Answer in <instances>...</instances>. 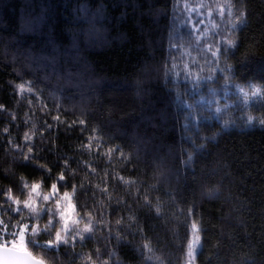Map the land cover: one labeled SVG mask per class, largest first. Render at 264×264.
<instances>
[{"label":"trees","instance_id":"16d2710c","mask_svg":"<svg viewBox=\"0 0 264 264\" xmlns=\"http://www.w3.org/2000/svg\"><path fill=\"white\" fill-rule=\"evenodd\" d=\"M0 106V215L54 182L91 213L45 264H264V0H0Z\"/></svg>","mask_w":264,"mask_h":264},{"label":"snow or ice","instance_id":"6c2138e0","mask_svg":"<svg viewBox=\"0 0 264 264\" xmlns=\"http://www.w3.org/2000/svg\"><path fill=\"white\" fill-rule=\"evenodd\" d=\"M239 7L243 8L244 4L240 3ZM243 15L244 13L241 12L240 16L243 17ZM234 46L239 50L240 45L238 42ZM212 55L217 57L218 53L213 52ZM219 55H223L225 58L224 67L214 69V71L227 73L224 76L225 81L238 76L242 78V71L247 69L246 65L252 60L251 56L241 57L229 52L227 48L220 50ZM251 79L249 77L245 82ZM17 87L23 88V85H18ZM53 120L59 123V117H53ZM79 123L84 125L85 120L81 119ZM261 124H264V120L261 121ZM47 127L51 129L52 125L49 124ZM69 127H72V125H69ZM35 151V145L32 144L28 147L27 154L21 152L20 155L23 156V161L28 162L29 160L35 159L32 155ZM127 159L128 163H132L133 158L131 155ZM189 161H192L191 156L188 157V161H185V163ZM192 162L194 163V161ZM57 180L58 182L65 181V173L61 172ZM201 183H204L203 178ZM25 187L28 186L25 185ZM39 194L40 185L33 183L30 186V195L37 196ZM42 199L45 202H54L55 208L36 205L31 199L27 198L24 199L23 206L21 207V201L19 199L14 198L11 194L6 195L5 203L8 206L3 208L2 211L7 213V219L3 215H0V253L8 254V258L5 259L4 264H45L44 259L33 256L32 252L28 251V249L31 248L33 251L38 249L45 254L54 252L52 259L55 261L60 254V248L63 246L67 249L69 246V237H71L70 246L73 248V251L77 243L83 246L87 240L92 238L94 229L90 223L92 219L91 213L89 212L86 216H81L79 220L73 221L71 217L75 212L76 206L71 203L68 192H64L62 196L59 194L57 182L51 184L49 192L43 193ZM145 206L147 207L148 205ZM195 207V204H193L188 209L187 215L196 217ZM25 210H27V215H24ZM45 215L48 216V220L43 228H40L39 224L31 222L34 218L37 220L43 219ZM130 219L138 220L139 217H130ZM80 220L84 221L83 229L78 227ZM200 220L203 223L202 216ZM13 221H16V223L13 224ZM120 223L121 221L117 220V224L119 225ZM70 224L72 225L71 228ZM191 227L195 229L196 224L193 223ZM203 231L204 229L201 228V232ZM42 236H47V239L43 243L40 240ZM196 239L199 240L200 238L197 237ZM117 240L121 244L124 243L123 237L117 236ZM65 254H67V251ZM192 255L193 253L189 252V256L192 257Z\"/></svg>","mask_w":264,"mask_h":264},{"label":"rangeland","instance_id":"374dc122","mask_svg":"<svg viewBox=\"0 0 264 264\" xmlns=\"http://www.w3.org/2000/svg\"><path fill=\"white\" fill-rule=\"evenodd\" d=\"M62 203H64V202L62 201ZM34 204H35V203H34ZM71 219H72L73 221L76 220L74 215H72ZM71 227H72V225L70 224V228H71ZM197 244H198V242H197L196 238H193V240H192V242H191V247H190V250H191V252L193 253L192 256L195 255V252H196L195 249H196L197 246H198Z\"/></svg>","mask_w":264,"mask_h":264},{"label":"water","instance_id":"95a60500","mask_svg":"<svg viewBox=\"0 0 264 264\" xmlns=\"http://www.w3.org/2000/svg\"><path fill=\"white\" fill-rule=\"evenodd\" d=\"M8 258L7 253H0V264H4L5 259Z\"/></svg>","mask_w":264,"mask_h":264}]
</instances>
